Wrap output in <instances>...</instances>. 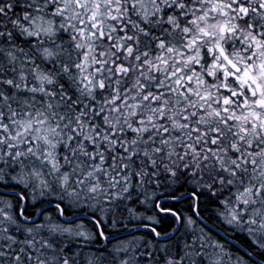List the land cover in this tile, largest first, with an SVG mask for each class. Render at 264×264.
I'll use <instances>...</instances> for the list:
<instances>
[{
    "label": "snow or ice",
    "instance_id": "1",
    "mask_svg": "<svg viewBox=\"0 0 264 264\" xmlns=\"http://www.w3.org/2000/svg\"><path fill=\"white\" fill-rule=\"evenodd\" d=\"M0 264H264V0H0Z\"/></svg>",
    "mask_w": 264,
    "mask_h": 264
}]
</instances>
